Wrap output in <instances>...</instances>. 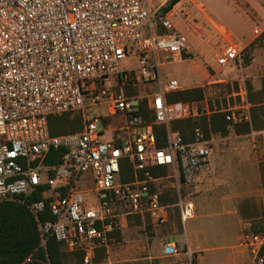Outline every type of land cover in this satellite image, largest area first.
<instances>
[{"label": "built area", "instance_id": "2783aa9c", "mask_svg": "<svg viewBox=\"0 0 264 264\" xmlns=\"http://www.w3.org/2000/svg\"><path fill=\"white\" fill-rule=\"evenodd\" d=\"M170 1L0 0V202L27 204L38 247L50 237L66 254L93 264L97 249L114 244L121 214L138 217L145 232L147 221L168 222L167 206L148 187L164 179L176 193L181 225L193 218L194 204L182 198L181 187L211 172V140L196 127L184 142L169 124L208 113L207 100L167 102L182 86L163 81L161 68L202 58L219 82L215 77L226 68L243 69L249 44L264 47V30L254 27L243 44L211 19L203 0H177L164 12ZM232 97L238 101L219 112L230 126L248 123L246 88ZM143 103L151 122L142 118ZM63 114L78 115L81 129L51 136L48 118ZM153 125L165 128L163 147ZM122 160L131 166V182L120 180ZM151 167L168 173L150 179ZM44 210L50 219L40 221ZM261 220L263 228L241 235L246 264H264V215ZM161 252L172 257L178 249L169 243ZM23 264L48 262L29 255ZM183 264H193L191 254Z\"/></svg>", "mask_w": 264, "mask_h": 264}, {"label": "crops", "instance_id": "0c3cea01", "mask_svg": "<svg viewBox=\"0 0 264 264\" xmlns=\"http://www.w3.org/2000/svg\"><path fill=\"white\" fill-rule=\"evenodd\" d=\"M253 46L257 47L258 44H249L246 55L250 48L251 57H253ZM252 62L253 58H251L250 63ZM250 63L245 64L244 62L243 69L249 66ZM262 78H260L257 83H247L251 93L258 91ZM249 94L247 93L248 101ZM202 102H204V100L194 103ZM206 105L209 110L208 102ZM252 106L251 108H253ZM209 114L210 110L208 113L200 114L198 117L202 115L208 116ZM250 122L251 109L250 121L244 124H250ZM244 124L236 126L229 125V132L226 136H220L219 134L215 135L210 132L208 138L211 140V172L202 175L200 182L191 186L181 187L182 198L191 200L194 204V216L187 221L191 223V229L198 227L200 224L199 221L203 217H213L216 215L230 217L234 221L233 224L238 226V235H235L237 236V244L233 245L231 249L237 250V255L240 257V264H246L249 260L247 250L240 246V228L244 224H252V222L256 224V221H261L264 215V137L261 142L253 139L257 136H264V129L259 131L250 130L248 133H236L234 131V128ZM231 133L235 135V138L246 135L252 137L249 147L241 145L238 140H228V136ZM164 181L168 180L164 179L153 183L158 184ZM166 206L168 222L161 227L163 228L171 225L174 228L175 217L177 218L178 225V209L174 204ZM175 213L176 216L174 215ZM134 220L135 216L125 214H121L119 218V228L116 232H120L121 240L118 242L115 241L114 244H121L118 248V252L123 254L121 258L122 262L128 264H183L188 260L189 254H191L190 250H199L202 252L201 258L198 261L193 260V264H206L207 258L204 255L205 249L200 247L198 243L189 236L190 234L186 232V224L185 226L181 225V228H183L182 233L169 235L168 233L162 234L160 231L161 227L151 226L148 221L146 223L147 226H150V229L145 232L141 222L140 225H137ZM133 224H135L137 228L139 227L142 233L138 236L135 235V237L130 240L127 239V232L134 226ZM174 231H177L176 228ZM116 232H114V234ZM169 243L176 245L178 254L172 257H164L161 252L162 246ZM110 248L106 251V259ZM107 264H109V262ZM207 264L223 263H218L217 259H215V261Z\"/></svg>", "mask_w": 264, "mask_h": 264}, {"label": "rangeland", "instance_id": "374dc122", "mask_svg": "<svg viewBox=\"0 0 264 264\" xmlns=\"http://www.w3.org/2000/svg\"><path fill=\"white\" fill-rule=\"evenodd\" d=\"M206 11L216 23L221 24L232 33L233 37L245 44L253 38L252 29L259 27L264 30V0H203ZM253 62L244 69L239 67H229L218 74L213 81L212 73L207 68V61L198 58L192 62H183L180 64L166 65L161 68L162 80L176 79L182 86V90L201 88L204 90V99L214 107V111L225 109L228 105H232L236 98L232 94L238 92L240 87H245L249 94L251 84L257 83L260 78L264 77V47L258 45L252 47ZM127 61V60H126ZM129 62V61H128ZM134 61L131 63L135 65ZM126 65L122 61L121 66ZM134 93V92H132ZM103 110H92L90 113H101ZM102 128V126H98ZM112 128V126H111ZM231 133L228 140H238L241 145L249 147L252 137L246 135L240 138H235ZM264 136L254 137L255 141L261 142ZM102 140H109L110 136L107 133H102ZM160 190L164 192H172V184L168 181L157 184ZM116 209L124 210L122 206H115ZM175 212V211H174ZM176 216V213L174 214ZM134 219V218H133ZM135 221V220H134ZM233 220L227 216L203 217L199 221V226L191 229V223H186V232L189 233L200 247L205 249L204 255L207 258L206 264L217 259L218 263L223 264H240V257L237 255L236 249H231L236 245V237L238 235V226L233 224ZM252 224L242 225L240 235L251 232L253 227L261 226V221H256ZM251 224V225H250ZM127 232V239H133L135 235H140L142 231L135 224ZM176 228V232L174 229ZM162 234L182 233L183 228L177 225V218H174V228L171 225L161 227ZM151 234V232H150ZM153 234V231H152ZM160 234V233H158ZM126 238V237H125ZM120 243H115L111 246L108 257L105 259L106 264H128L121 261L123 256L119 253L118 248ZM193 260H200L201 251L190 250ZM198 258V259H197Z\"/></svg>", "mask_w": 264, "mask_h": 264}, {"label": "trees", "instance_id": "16d2710c", "mask_svg": "<svg viewBox=\"0 0 264 264\" xmlns=\"http://www.w3.org/2000/svg\"><path fill=\"white\" fill-rule=\"evenodd\" d=\"M177 0H171L169 6L163 9L167 11ZM250 48L248 54L244 57L245 64L251 61ZM130 91L129 93H131ZM204 90L201 88H192L181 90L166 95L167 102L194 103L204 100ZM249 101L253 105L251 108V122L234 128L236 133H248L250 130L259 131L264 129V78L260 80L258 91L249 94ZM142 118L144 121L151 122L152 116L145 110L142 104ZM210 114L202 115L198 118H191L181 121H175L169 124V129L180 134L184 142L192 139L193 130L200 127L206 137L209 133L226 136L229 132V124L225 120V114L214 111V107L209 103ZM81 129L80 118L78 115L63 114L61 116H52L48 118V131L51 136H58L77 132ZM153 132L157 147L165 145V128L162 125H153ZM62 154V150L59 154ZM59 159L54 158L51 163H58ZM150 179H156L166 176L168 169L164 167H151L147 169ZM141 177H144L141 175ZM134 176L127 160L121 161L120 180L121 182H131ZM149 192H158L160 202L164 205L175 204L177 197L174 191L164 192L160 190L157 183L149 184ZM40 198L33 196L31 201ZM176 212V211H175ZM39 220H49V214L46 210L39 213ZM135 223L140 225V219L135 217ZM181 227L178 217V227ZM263 226L253 227L252 231H257ZM150 226H147V230ZM115 241L121 240L120 232H116ZM40 243V234L35 216L28 209L26 203L15 201L0 202V264H23V261L29 256L47 261L48 264H82V255L66 254L62 246L53 238H47L44 247H38ZM106 251L103 248L95 251L92 263L105 264Z\"/></svg>", "mask_w": 264, "mask_h": 264}]
</instances>
